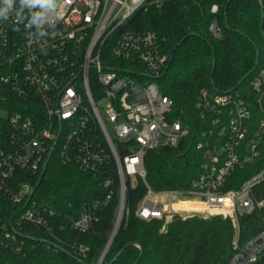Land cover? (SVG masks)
I'll return each mask as SVG.
<instances>
[{
  "label": "built area",
  "instance_id": "1",
  "mask_svg": "<svg viewBox=\"0 0 264 264\" xmlns=\"http://www.w3.org/2000/svg\"><path fill=\"white\" fill-rule=\"evenodd\" d=\"M59 3L61 18L45 26L43 37L17 25L14 14L0 21V246L26 254L36 247L28 246L37 240L35 232L59 240L66 230L67 217L61 220L35 196L38 181H33L57 159L92 174L110 193L115 190L111 166L119 176L115 224L95 264H103L124 221L127 181L138 178L147 190L137 216L231 219L234 253L228 264L256 263L264 255V230L241 243L239 218L264 208V165L238 187L227 185L235 182L238 169L264 154V55L250 74L253 95L237 87L200 91L195 109L204 129L195 148L202 154L201 172L189 190H156L146 182L147 151L180 147L191 127L173 117L174 101L157 82L170 60L165 38L131 25L149 0ZM210 29L221 33L215 23ZM187 196L200 202L182 203ZM99 205H84L71 228L92 231L100 220ZM89 249L80 243L73 251L83 258Z\"/></svg>",
  "mask_w": 264,
  "mask_h": 264
},
{
  "label": "trees",
  "instance_id": "2",
  "mask_svg": "<svg viewBox=\"0 0 264 264\" xmlns=\"http://www.w3.org/2000/svg\"><path fill=\"white\" fill-rule=\"evenodd\" d=\"M217 10L213 11V6ZM264 0H149L131 20L133 28L157 32L166 40L172 62L157 80L160 89L174 101L173 117L191 127L190 136L178 148L161 146L145 155L146 182L156 190H189L201 172L202 154L195 148L204 123L195 109L203 88L226 91L237 87L253 95L249 78L264 55ZM215 23L221 33L215 35ZM254 116H260L254 110ZM264 165V154L234 173L238 187L249 175ZM115 190L110 193L99 179L77 166L50 161L35 196L51 205L61 220L67 217L60 239H50L43 230L35 232L36 247L26 254H13L0 246V264H95L113 230L120 202L119 176L111 166ZM33 181L39 179L33 176ZM147 190L142 179L127 181L126 215L103 259L110 264H228L233 250L235 227L221 216L203 218L173 217L172 220L137 216L139 202ZM108 195L110 196L108 198ZM107 199V202L105 200ZM99 202L100 220L88 233L71 228V220L80 215L84 205ZM240 242L264 230V208L243 214ZM80 243L90 247L86 257L73 248ZM260 264H264V258Z\"/></svg>",
  "mask_w": 264,
  "mask_h": 264
},
{
  "label": "clouds",
  "instance_id": "3",
  "mask_svg": "<svg viewBox=\"0 0 264 264\" xmlns=\"http://www.w3.org/2000/svg\"><path fill=\"white\" fill-rule=\"evenodd\" d=\"M13 14L17 25L34 28L43 37L47 35L45 26H52L61 18V8L59 0H18V6L17 0H0V21H7Z\"/></svg>",
  "mask_w": 264,
  "mask_h": 264
},
{
  "label": "water",
  "instance_id": "4",
  "mask_svg": "<svg viewBox=\"0 0 264 264\" xmlns=\"http://www.w3.org/2000/svg\"><path fill=\"white\" fill-rule=\"evenodd\" d=\"M262 13L264 14V6L262 5ZM263 33H264V31H263ZM172 59H173V57L171 56L170 57V60H169V64H168V66H167V69L169 68V66H170V64H171V62H172ZM257 64L259 63V52H258V57H257V62H256ZM46 167H47V163L45 164V166H44V170L46 169ZM44 174V172L42 173V175ZM41 180H42V177L38 180V182H37V184H36V187L35 188H37L39 185H40V183H41ZM114 238V237H113ZM128 245H130V244H127L125 247H127ZM125 247L112 259V261L110 262V264H112L113 263V261H115L117 258H118V256L122 253V251L125 249ZM263 258H264V255L256 262V263H254V264H260L261 263V261L263 260Z\"/></svg>",
  "mask_w": 264,
  "mask_h": 264
},
{
  "label": "rangeland",
  "instance_id": "5",
  "mask_svg": "<svg viewBox=\"0 0 264 264\" xmlns=\"http://www.w3.org/2000/svg\"><path fill=\"white\" fill-rule=\"evenodd\" d=\"M181 201H182V203H184V204H186V203H191V202H189V201H194V202H197V203H199L200 202V199L199 198H192V197H182L181 198Z\"/></svg>",
  "mask_w": 264,
  "mask_h": 264
}]
</instances>
